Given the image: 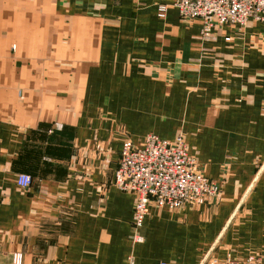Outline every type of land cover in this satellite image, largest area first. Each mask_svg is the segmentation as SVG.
I'll return each instance as SVG.
<instances>
[{"label":"crops","instance_id":"0c3cea01","mask_svg":"<svg viewBox=\"0 0 264 264\" xmlns=\"http://www.w3.org/2000/svg\"><path fill=\"white\" fill-rule=\"evenodd\" d=\"M149 133H182L221 191L179 210L151 202L136 242L134 195L112 182L124 143ZM16 252L21 264L264 256V20L204 36L174 0H0V264Z\"/></svg>","mask_w":264,"mask_h":264},{"label":"built area","instance_id":"2783aa9c","mask_svg":"<svg viewBox=\"0 0 264 264\" xmlns=\"http://www.w3.org/2000/svg\"><path fill=\"white\" fill-rule=\"evenodd\" d=\"M174 7L185 20H198L201 32L209 35L216 25H231L243 29L251 20H264V0H174ZM167 5H159L158 15L165 18ZM31 175L19 173L17 184L28 188ZM116 187L134 195L132 214L133 240H143L141 229L151 202L170 210L219 195L221 186L203 174L196 159L190 154L186 138L179 133L173 140L149 133L139 146L124 143L112 182ZM22 253L13 255V263H22ZM128 264H137L133 256ZM168 264V263H161ZM202 264H264V256L252 255L237 260L228 255L224 260L207 256Z\"/></svg>","mask_w":264,"mask_h":264},{"label":"rangeland","instance_id":"374dc122","mask_svg":"<svg viewBox=\"0 0 264 264\" xmlns=\"http://www.w3.org/2000/svg\"><path fill=\"white\" fill-rule=\"evenodd\" d=\"M153 134H154V133H153ZM155 135H156V134H155ZM14 254H15V253H14ZM12 264H14L13 261H12Z\"/></svg>","mask_w":264,"mask_h":264}]
</instances>
